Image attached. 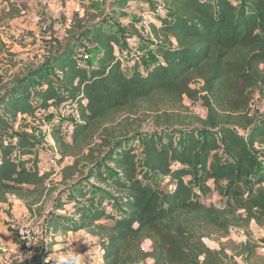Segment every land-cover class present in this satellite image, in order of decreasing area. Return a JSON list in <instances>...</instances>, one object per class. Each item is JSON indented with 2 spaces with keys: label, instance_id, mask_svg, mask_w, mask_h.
Instances as JSON below:
<instances>
[{
  "label": "trees",
  "instance_id": "16d2710c",
  "mask_svg": "<svg viewBox=\"0 0 264 264\" xmlns=\"http://www.w3.org/2000/svg\"><path fill=\"white\" fill-rule=\"evenodd\" d=\"M21 1L3 0L9 11L0 16V24L27 11ZM149 2L151 65L132 58L124 63L119 51L125 52V46L112 27L98 21L100 14H75L70 40L80 39L83 45L85 36L98 51L96 64L79 58L80 45L72 41L50 59L60 79H47L40 67L15 77L11 87L3 86L0 206L15 197L32 211L56 192L49 186L51 174L40 169V141L21 128L19 118L36 119L72 104L78 119L74 126L51 131L58 163L67 162L60 183L71 187L68 201L60 198L55 210L70 205L65 216L71 219L51 215L48 237L89 233L99 239L100 264H239L237 259L264 264L258 254L264 238L256 241L250 232L254 225L264 229V116L250 110L252 91L264 93V0ZM133 3L103 0L106 10ZM42 78L47 80L40 87ZM196 81L203 83L199 90L193 88ZM185 99L201 100L206 117L175 114ZM160 109L162 115L154 117ZM149 118L157 128L199 123L204 132L199 137L187 130L177 143L171 134L143 132ZM11 133L17 134L14 140L8 139ZM138 137L147 168L138 163ZM257 147L263 149L257 153ZM146 172L150 180L164 178L170 188L145 184ZM188 177L196 180L199 194ZM91 181L104 187L100 197L84 185ZM213 192L224 199L223 207L202 202ZM234 229L247 240L225 246L222 240ZM206 240L220 248H209ZM146 241H152L149 252L143 247Z\"/></svg>",
  "mask_w": 264,
  "mask_h": 264
},
{
  "label": "rangeland",
  "instance_id": "374dc122",
  "mask_svg": "<svg viewBox=\"0 0 264 264\" xmlns=\"http://www.w3.org/2000/svg\"><path fill=\"white\" fill-rule=\"evenodd\" d=\"M77 1V0H73ZM111 0H108V2ZM141 1V0H138ZM144 1V0H143ZM147 2V0H145ZM213 1V0H211ZM235 3H238L240 0H234ZM80 12L83 11V6L80 3ZM148 5V4H147ZM153 6V5H151ZM90 7L92 12H89L87 9ZM86 7L85 13L89 15H98L100 14L93 6ZM142 7V6H140ZM54 8V7H53ZM52 8V9H53ZM94 9V10H93ZM149 9L145 10V13H148ZM144 12V11H143ZM142 10H138L135 8H128L124 11V13H114L109 12L106 16L105 20H102L104 24H108L109 26L115 30L118 34L120 40L124 41L128 44L129 37L132 38L133 46H131V56L130 58H134L138 62L141 60L146 61L147 58L150 56L149 48L151 46V42H147L145 39L147 38L148 34V24L150 19L148 18L145 20L147 15H144ZM75 10L65 11L64 9L59 10L55 8L52 11H47V19L41 18L39 19L38 25L34 28L35 30L25 32L26 37L30 41V46H32V52H34L33 56L36 59L37 66L45 67V77L48 79L50 77L56 79H60L61 75L59 73L54 72V70L50 67V59L54 55L55 52H58V49L61 45H66L73 41L76 43V40L72 39L69 34L67 27L68 20H73V15ZM68 14V16H66ZM144 15V16H141ZM139 22L134 20V17L138 19ZM144 17V18H143ZM148 17V16H147ZM155 19V17H153ZM156 20V19H155ZM46 22V23H45ZM47 25L48 30L47 32H42L43 25ZM82 30L75 31L74 34L78 35L79 32ZM126 31L129 35L126 34ZM39 36H35V35ZM128 36V37H127ZM142 37V39H140ZM84 40L85 44L82 45L80 43V39L77 41L78 45H80V50L78 51L79 58L83 59L84 55H90V63L91 65H95L97 62V52L95 51V47L87 40L85 36L81 37ZM21 41H19L20 43ZM139 42V44L137 43ZM76 43V44H77ZM15 43H10L13 47ZM130 45V44H129ZM8 44H3L0 42V79L7 75V68L6 66L10 63H13V57L17 55V52H14L13 49L7 48ZM139 52H142V56L138 55ZM122 61L126 63L129 59L128 54H120ZM85 63H89V61H85ZM40 68V67H39ZM34 68V69H39ZM42 78L39 80L38 85L40 87L44 86L46 80ZM203 83L200 81H196L193 84V88L196 90L201 89ZM3 86L0 84V92L3 91ZM251 103H250V110L252 115L256 116H264V93L253 90L251 95ZM163 111L164 108H161ZM154 113V117H160L163 111ZM175 114L183 116H189L195 119H203L206 117V111L203 107V103L201 100L193 102L189 99H185L182 106L176 108ZM143 117V116H142ZM141 117V118H142ZM76 113L71 112L68 113L65 118H62L60 113L57 111H51L48 113H44L38 116L36 119L26 117L25 119H19V123L22 129L29 131L31 136L40 141L41 145L39 147V157H40V169L44 173L51 174V179L49 181V186L51 188L55 187L56 192L52 195L51 199H48L47 202L42 207L33 208L32 211H29L24 202L21 201L20 203L13 204L11 203L8 207H0V214L5 213V215H9V221H6V224L0 225V242L4 247V252L0 253V264H42L43 257L49 255L51 256L50 264H54L55 254H59L61 252L67 251L69 249L75 248L78 253L86 254L89 251V246L84 244L83 241H79L83 239L85 235L91 236L93 239L90 241V246L92 249V255L90 258L86 259L87 264H99V260L101 258L100 252V244L99 239L90 235L86 232H78V233H68L63 236H58L57 238H51L46 235V225L48 223L49 217L53 214L60 213L62 216H65L66 210L68 211L71 209L70 205H64V208L60 211H56L55 207L57 201L62 198L63 202L68 201V198L71 195V187L64 186L61 182V171L62 168L65 166V163L60 165L58 163V155L55 152V142L52 138L51 131L54 128H59L60 126L72 128L74 124L77 122ZM191 130L196 131L197 136L201 137L202 133L204 132V128L199 123H195L192 126L181 128V126L175 127H162L157 128L155 126V121L153 118H149L147 123L143 126V132L149 135H155L156 137L159 136H166V135H174L175 141L177 143L180 142L181 133ZM244 137L247 135L244 132H240ZM16 133L8 134V139L11 140L16 137ZM14 140V139H13ZM135 143L138 147V163L139 166L142 168H147L146 165V157L145 152L142 146V139L138 137L135 140ZM263 148L257 147L255 151L259 153ZM57 158V166L51 163L53 158ZM86 167V166H84ZM83 167V168H84ZM152 179V178H151ZM186 182L192 187L196 194H199L198 184L195 179L192 177H188L185 179ZM85 181V179H83ZM79 182V181H78ZM81 182V181H80ZM143 182L145 184L158 187L165 191L170 188L167 181L161 177H153L150 180V174L146 172L143 175ZM85 183V182H84ZM70 185H73L71 183ZM84 185L87 187H92L95 190V193L99 194L100 192L104 191V187L96 185L93 181L86 182ZM210 185L214 188V184L211 182ZM112 196V195H111ZM109 195V198H112ZM108 199V198H107ZM202 202L209 206L215 205L217 207L224 206V199H222L216 192L209 194L206 197H202ZM9 209V212H8ZM39 210V211H38ZM115 213L119 214V210H115ZM66 219H71V215L65 216ZM33 230L35 233V241L32 250L26 249V247L20 242V231L22 230ZM255 231H250L252 234V239L256 241H260L264 236V229L262 228H255ZM257 235V236H256ZM247 235L242 233L240 230H233L232 236L228 239H223L221 243L225 246L227 242L230 241L234 243L235 246H238L244 243L247 240ZM206 244L211 249H219V243L214 240H206ZM144 250L151 251L152 248V241H146L144 243ZM46 248H49L48 251ZM230 254H232L231 250H228ZM258 254L260 256H264V249L260 248L258 250ZM239 264H254V263H246L241 259H237Z\"/></svg>",
  "mask_w": 264,
  "mask_h": 264
},
{
  "label": "crops",
  "instance_id": "0c3cea01",
  "mask_svg": "<svg viewBox=\"0 0 264 264\" xmlns=\"http://www.w3.org/2000/svg\"><path fill=\"white\" fill-rule=\"evenodd\" d=\"M111 1H113V0H111ZM131 1L134 3L130 8L133 7V8L138 9V10L140 9V10H142V12L145 11L144 9L151 6V3L150 2L148 3V0H147V2L145 0L144 1L143 0H141V1L131 0ZM21 3H23L27 6V11L23 15H21L20 17H17L13 20H9V21H6V22L0 24V42L2 41L3 44H8L7 48L11 47L14 52H17V55L15 56V58L13 57V63H10L6 66V68L8 69L7 75L0 79L1 86H4L5 84H9V86H10L11 81L15 77H23L26 75V73L29 70L41 67V66H37L36 59L33 56L34 52L31 51L32 46H30V41L26 37L25 32L28 33V31L35 30L34 28L38 25L39 19H41V18L47 19V11H52L55 8V10L58 9V11L64 9L65 11L68 12L72 9V10H75V12H79V13H75V14H79L80 17H83L86 14L85 13L86 7L93 6V8L96 9L100 13L98 21L105 20L107 18L106 16L108 15V10H106L103 6V0H77L76 2L73 0H22ZM80 3L82 4V6L84 8L83 11H81V12L79 9ZM140 6H142V7H140ZM87 10L89 12H92L90 7ZM125 10L126 9H109V12L111 11L114 13H124ZM8 11H9L8 4L3 2V0H0V16L5 17ZM144 13L145 12H143V14ZM74 15H73V17H74ZM144 15H141V16H144ZM66 16H68V14ZM134 20H136V22H139V20H140L139 16H138V19H136V17H134ZM145 20H146V18H145ZM71 23H72V20H68V22H67L68 28L70 27ZM110 27H111V25H110ZM114 32H115V30H114ZM126 34L129 35V33L127 31H126ZM129 38L130 39L128 41V44L122 40L123 45L125 46V52L122 53L121 51H119V54H125V55L128 54L129 59H131L130 58V56H131L130 55L131 54L130 48H131V46H133V44H132L133 40L131 37H129ZM140 39H142V37H140ZM145 40L148 43L151 42V45L154 42V40L152 38H150V36H149V29H148L147 38ZM19 41H21V42L19 43ZM10 43H15V44L12 47L10 45ZM137 43L139 44V42H137ZM84 44H85V42H83V45ZM151 47L152 46H150V48H149L150 56L147 58V60L144 61V60L140 59L139 63H141L143 66L151 65L152 60L155 58L154 54L152 53ZM95 51L97 52L96 48H95ZM97 54H98V52H97ZM138 55L141 57L142 52H139ZM129 59H128V61H129ZM132 59L135 60L134 58H132ZM42 114H44V113H40L39 116ZM23 118L24 117H20L19 119L21 120ZM66 163L67 162H65V165H66ZM11 203H13V204L20 203L21 204V201L15 197H11L7 204L1 205L0 207H6V206L8 207V205H10ZM8 212H9V209H8ZM9 218H10L9 215H5V213L0 214V225L2 226L4 224H6V221L8 222ZM255 228H258V227H256L254 225L251 227V230L256 232ZM263 238H264V236H263ZM100 263H102V258H100V260H99V264Z\"/></svg>",
  "mask_w": 264,
  "mask_h": 264
},
{
  "label": "built area",
  "instance_id": "2783aa9c",
  "mask_svg": "<svg viewBox=\"0 0 264 264\" xmlns=\"http://www.w3.org/2000/svg\"><path fill=\"white\" fill-rule=\"evenodd\" d=\"M147 19V17H145ZM48 30V27L47 25H43L42 27V32H47ZM39 36V35H37ZM82 59V58H81ZM83 59L85 61H89L90 62V55L87 54V55H84L83 56ZM82 59V60H83ZM54 111H57L60 113L61 117L62 118H65V116L68 114V113H71V112H74L75 113V106L72 105V104H65L63 106H61L60 108L54 110ZM51 163L54 165V167L57 166V158H53L51 160ZM20 242H22V244L26 247V249L28 250H32L33 246H34V241H35V233L33 232V230H22L20 231ZM47 251L49 248H46ZM4 252V247L2 245V243L0 242V253ZM50 256L47 255L45 257H43V263L42 264H46V260H47V264H50V260L51 259H48ZM36 264V263H34Z\"/></svg>",
  "mask_w": 264,
  "mask_h": 264
},
{
  "label": "clouds",
  "instance_id": "9594fccd",
  "mask_svg": "<svg viewBox=\"0 0 264 264\" xmlns=\"http://www.w3.org/2000/svg\"><path fill=\"white\" fill-rule=\"evenodd\" d=\"M83 232V230H81ZM93 238L91 236L85 235L83 239L79 241H83L84 244L89 246V251L86 254L78 253L75 248L69 249L67 251L61 252L59 254H53L55 255L54 264H86V259L90 258L92 255V249L90 246V241ZM51 256L48 258L50 259ZM47 264V260H46Z\"/></svg>",
  "mask_w": 264,
  "mask_h": 264
}]
</instances>
